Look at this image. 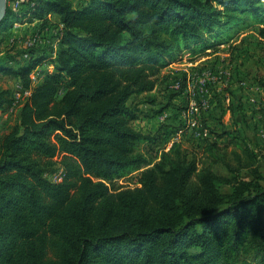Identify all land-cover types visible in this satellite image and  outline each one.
Wrapping results in <instances>:
<instances>
[{
  "label": "trees",
  "instance_id": "16d2710c",
  "mask_svg": "<svg viewBox=\"0 0 264 264\" xmlns=\"http://www.w3.org/2000/svg\"><path fill=\"white\" fill-rule=\"evenodd\" d=\"M15 1L0 33L53 14L61 29L54 68L35 84L46 56L0 55V74L31 90L0 137V264H264V148L243 139L238 168L211 139L210 164L180 142L155 161L143 145L159 132L132 125L169 63L254 24L264 38V0H31L18 11ZM11 94L0 84V110ZM57 165L63 178L52 181ZM135 171L139 186L113 188Z\"/></svg>",
  "mask_w": 264,
  "mask_h": 264
},
{
  "label": "rangeland",
  "instance_id": "374dc122",
  "mask_svg": "<svg viewBox=\"0 0 264 264\" xmlns=\"http://www.w3.org/2000/svg\"><path fill=\"white\" fill-rule=\"evenodd\" d=\"M27 1L28 0H24L23 2L18 4L17 9L18 10L24 9L25 6L23 3ZM72 1L75 6H81L82 4L85 3L86 0H72ZM10 4L14 6L13 3ZM33 20H31V22ZM25 22H30L28 17H25L22 22L21 21L15 22L14 26L15 28H17L19 27V25L24 24ZM23 28H22V32L17 31V35H21L24 32L25 29L23 30ZM252 29H253L252 31H247V32H244L245 30H241L239 31L240 34L237 32V34L239 35L237 36L236 39L231 38L228 39L224 44L215 45L214 47H219V49H217L218 53H215L216 55L212 53L211 57L199 56L195 59H190L193 58L194 55H192L189 52H186L183 55L182 59L169 63V65H167L162 70L163 78L158 83L155 91L153 92L154 96H156L157 98L158 103H156V105L154 104L155 107L154 105L151 104H144L143 105L144 110L148 112L158 108L165 109L170 105L171 92H174L172 93V95L175 94L177 96L179 94L181 95L183 91H188V92L190 91V92H195V94L193 93L194 94L193 96H196V100L197 97H199V95H204L205 96L204 98H206L205 100H201L200 102H198L199 100H197V102L200 105L198 113H202L200 116L201 118H204L203 117L204 113L206 114L215 113V117L220 118L221 116L222 119V114L224 112L223 108L224 107L227 108L228 104H233L232 99L236 97L237 94L241 95L240 93L237 92L238 90H241L242 96L243 98H245L244 97L245 87L251 88L253 86L255 87L259 86V84L261 85L264 84V43H262L261 41L262 37L259 34L260 24H254ZM54 31L51 32L47 30H44V32L37 31L36 33L33 34L31 33L28 36H24L22 39L23 44H25L29 40H34V45L32 46L33 48H37V46H39L44 42L48 44L47 47L44 48V50H40L38 53L36 52L37 55H35V58H42L46 56L47 59L46 60L42 59L40 63L36 66V68L33 69L30 73V75L32 76H36L38 73L39 79L43 78L46 68L47 67L49 68L48 64H49L50 56L48 55V53L51 52L50 44L52 42V39H54V41L56 40L55 39L56 37L54 36L55 33ZM243 35H247V36L243 37ZM15 39L16 37L13 38V40ZM252 45L257 46V48H254ZM42 52L44 54H42ZM19 54L17 60L21 62L22 61L25 62L29 58L26 57L25 55L20 56ZM174 65H178V66L173 67ZM18 85L20 86L22 85V83L21 82L17 83V85L14 86L12 83V87H10V89L12 88L11 96L12 98L14 97L15 99H19V104H22L27 97L22 93L21 91L22 88L18 87ZM233 91H235L236 93H234L232 97ZM64 92H65V88L61 89L57 98L58 99L61 98ZM259 96L260 95H257L255 99L257 100ZM241 102L244 103L243 101ZM209 104H211V106L213 104V107L209 106ZM263 107L264 106H262V103L258 102L257 105H255L254 107L253 114L263 110ZM243 108H245L246 110L248 109L246 103H244ZM16 113L17 112L13 111L12 116L9 117L8 119H6V117L4 116L3 120L6 121H4L5 122L4 124H2L3 126L1 125L2 129H0V134L2 133L4 134V132H7L11 128V126L17 123L18 114ZM198 113L196 115H198ZM246 116H250V115H246ZM205 119L206 121H208L206 117ZM242 119L244 122L246 121L244 118ZM161 124L162 121H160L158 128L162 126ZM233 124L234 122L229 120V124L227 126L231 127ZM214 125H216L218 132H220L221 124L216 121ZM156 133L157 132L155 133L148 132L146 134L154 135ZM239 134L241 133L239 132ZM214 135L217 137L216 134ZM214 135L212 136V139L215 138ZM188 138L189 139L188 141H186V144L189 147L199 145L200 140L193 139V137L191 136H189ZM200 147L201 145H199L197 149H195L199 153H201L200 151L202 150L200 149ZM238 147L241 146L239 145ZM238 147L237 145H232L228 150L222 148V152H224L227 161H229L234 168L240 167L239 162L236 159L235 152H238L243 155V152ZM143 150L151 156H156L155 161L158 160L157 158H159L161 154L160 152H162L160 148L158 149V146H151L148 144L143 145ZM190 152L194 153L193 151ZM194 154L198 155L197 161L201 165L204 163L210 164L211 159L210 160L207 159L203 154H198V153H194ZM259 167L264 173L263 159H260ZM213 168L217 170V172L223 174H230L229 171L226 170L225 165L222 163L213 164ZM139 173H140L139 171H135L118 179L117 181H115V185L113 186V188L118 187L121 189H125V188H134L139 186L140 185ZM241 173L247 178L251 177L250 172H248V170L246 169L241 170ZM46 176L48 179L52 181H60L63 178V171L60 168V166L57 165L54 168L49 169L46 172Z\"/></svg>",
  "mask_w": 264,
  "mask_h": 264
},
{
  "label": "crops",
  "instance_id": "0c3cea01",
  "mask_svg": "<svg viewBox=\"0 0 264 264\" xmlns=\"http://www.w3.org/2000/svg\"><path fill=\"white\" fill-rule=\"evenodd\" d=\"M253 26L248 29H245L244 32L252 31ZM22 28L23 30L25 29L24 32L21 35H17V31L22 32ZM43 29L49 32L55 30L54 36L56 37L55 38L56 40L54 41V39H52V42L50 44L51 52L48 53V55L50 56L49 64H48L49 68L48 67L46 68V71H52L54 68V64L52 60L55 58L56 49L60 46V42H59L60 37L58 36L57 33L61 29L60 18L58 15L55 14L49 15L48 19L45 21L40 19L39 20L34 19L32 22L31 21L25 22L24 24L19 25V27L17 28L13 26L8 30L1 32L0 55L8 51L11 54H14L16 52L26 50L25 44H23L22 41L23 37L28 36L31 33L32 34L36 33L37 31L44 32ZM239 34L237 33L233 34L232 39H236ZM247 35H243V37L244 36L246 37ZM15 37L16 39L13 40V38ZM261 41L262 43H264L263 37ZM47 45L48 44L46 42L40 44L39 46H37V48H35V52L38 53L40 50H44V48H46ZM252 46L254 48H257V46L254 45ZM217 49H219V47L208 48L206 51L202 53L195 54L194 55L195 57L193 56V58L190 59H195L199 56L211 57L212 53L213 54L218 53ZM42 54L44 53L42 52ZM46 59L47 58L45 57V59L43 60ZM11 64L14 65L12 61ZM177 66L178 65H174L173 67H177ZM12 83L13 86L17 85V83H20V80L18 78H13L11 76L9 77L8 75L0 74V84L2 86L10 88L12 87ZM18 87L23 89L22 85L20 86L18 85ZM263 91H264V84L263 85L259 84V86L256 87L253 86L251 88L245 87L244 88L245 98H243L241 90H238L237 92L240 93L241 95L237 94V96L232 99L233 104H228L227 108L225 107L223 108L224 112L222 114V119L221 116L220 118L215 117V113L213 114L204 113L203 116L204 118L200 117L202 113H198L200 107L198 102L206 99L204 98L205 97L204 95H199V97H197V100L199 101L197 102L196 96H193L195 92L183 91L181 95L179 94L177 96L175 94L172 95V93L174 92H171L170 105L167 108L165 109L158 108L146 112L142 105V108L145 111V113L140 115L137 119L133 120L132 125L135 129L142 131L144 133L159 132L155 143H153L151 146H158V149L160 148L161 151L163 150L167 151L173 146L174 143L180 142L183 148L189 151V153H192L190 151H193L194 153L204 155L206 139L216 140L218 144L226 150H228L232 145H237V147L241 145L242 147H238V148L242 150V148L246 146L245 143L242 141L243 139H245L247 144L251 148L255 149L256 151H260L261 148H264V107L263 110L257 112L258 114L257 113L253 114V110L258 102L262 103V106H264ZM234 93L236 92L235 91L232 92V97ZM257 95L260 96L256 100L255 97ZM12 99H13L12 104L9 107H7L5 110H0V129H2L1 125L5 123L4 121H6L3 120L4 116L6 117V119H8L9 117L12 116L13 111L17 112L16 114L19 115V112L21 110L23 103L19 104V99H15L14 97ZM241 101L246 103L248 108L247 110L243 108L244 103H242ZM156 103H158V101H156ZM209 106H211V104H209ZM211 107H213V104ZM197 113L198 115H196ZM246 115H250V116H246ZM205 117L208 119V121H206ZM242 118H244L246 121L244 122ZM229 120L234 122V124L231 127L227 126L229 124ZM160 121H162L161 124L162 126L158 128ZM216 121L221 124L220 132H218L216 125H214ZM239 132L241 134H239ZM5 133L6 132H4V134ZM214 134H216L217 137ZM2 135L3 133L0 134V136ZM213 135L215 138L212 139ZM189 136L193 137V139L200 140L199 145H201L200 147V149H202L200 151L201 153L195 150L199 145L189 147L186 144V141H188ZM157 159L159 160V158Z\"/></svg>",
  "mask_w": 264,
  "mask_h": 264
},
{
  "label": "built area",
  "instance_id": "2783aa9c",
  "mask_svg": "<svg viewBox=\"0 0 264 264\" xmlns=\"http://www.w3.org/2000/svg\"><path fill=\"white\" fill-rule=\"evenodd\" d=\"M24 0H16L15 2H13V9L15 10V11H18V9H17V5L18 4H20L21 2H23ZM31 1V0H30ZM27 2H29V0L27 1ZM34 45V40H29V41H27L26 43H25V46H26V52L24 53V55L26 56V57H29L30 55H29V52H28V50L30 49V48H33L32 46ZM31 76V79H32V84H35V83H37L40 79H39V77H38V73H37V75L36 76H32V75H30ZM22 93L26 96V97H28L30 94H31V90H24V89H22Z\"/></svg>",
  "mask_w": 264,
  "mask_h": 264
},
{
  "label": "water",
  "instance_id": "95a60500",
  "mask_svg": "<svg viewBox=\"0 0 264 264\" xmlns=\"http://www.w3.org/2000/svg\"><path fill=\"white\" fill-rule=\"evenodd\" d=\"M8 0H0V23L3 21L7 11Z\"/></svg>",
  "mask_w": 264,
  "mask_h": 264
}]
</instances>
